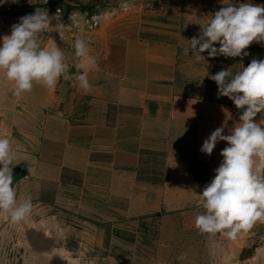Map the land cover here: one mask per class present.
Listing matches in <instances>:
<instances>
[{"label":"crops","instance_id":"1","mask_svg":"<svg viewBox=\"0 0 264 264\" xmlns=\"http://www.w3.org/2000/svg\"><path fill=\"white\" fill-rule=\"evenodd\" d=\"M191 1L205 7L253 3ZM110 16L89 44L98 58L88 73L89 92L74 79L61 78L55 89L40 85L37 93L34 84L35 91L17 98L36 121L16 156L33 183H54L51 203L67 212L106 224L158 221L161 242L190 251L205 245L208 234L195 227L199 194L215 176L227 143L219 141L210 156L200 149L217 127L225 125L229 134L241 110L230 99L215 98L206 85L183 83L184 71L206 70L208 54L199 62L191 51L183 54L200 29L185 22L181 12L136 9ZM79 62H66L69 75L76 74ZM255 120L264 125V118ZM26 129L20 123L19 131ZM147 155L163 157L161 180L168 181L141 180Z\"/></svg>","mask_w":264,"mask_h":264},{"label":"rangeland","instance_id":"2","mask_svg":"<svg viewBox=\"0 0 264 264\" xmlns=\"http://www.w3.org/2000/svg\"><path fill=\"white\" fill-rule=\"evenodd\" d=\"M256 5L264 6V0H253ZM127 5L124 7L123 5ZM46 9L53 17L57 9L64 12L62 25L57 20L50 21V28L40 36L43 46L53 41L64 50L65 62L77 61L75 39L84 37L89 44L102 28L111 20L110 15L118 16L130 10L173 12L183 14L185 22L201 27L211 19V15L221 7H205L193 4L191 0H0V46L2 37L11 34V26L19 18L34 14L36 9ZM87 14L101 16V26L89 31L84 26ZM206 17V18H205ZM203 19L204 21H201ZM200 22V23H199ZM248 56L207 57L206 70L197 66L184 71L183 83L206 85L217 99L218 86L208 78L224 69L233 74L247 67L253 58L264 59V42H253ZM209 59V60H208ZM13 84L0 72V137H7L12 145L15 158L12 164L13 187L16 189L17 202L28 196L32 199V211L21 222L13 223L9 214L0 211V264H224L223 257H231L230 264H264V223L257 224L248 232H242L236 240H229L220 234H208L205 245L202 242L191 246L190 251L175 244H165L158 221L133 223L118 222L106 224L86 215L66 211V207L51 203L55 187L50 182L41 185L33 183L29 170L21 165L20 148L28 143L35 128L30 125L36 118L25 115L28 107L13 95ZM35 85L32 91H35ZM37 85V93L40 91ZM27 106V107H26ZM17 110H23L22 116H15ZM242 111V110H241ZM257 118H264V112ZM20 123L26 126L27 133L19 131ZM163 157L147 155L141 170V177L148 180L162 179ZM2 167V166H0ZM167 236V233H166ZM165 237V236H164ZM248 258L242 260L244 251ZM186 260H179L182 254Z\"/></svg>","mask_w":264,"mask_h":264},{"label":"clouds","instance_id":"3","mask_svg":"<svg viewBox=\"0 0 264 264\" xmlns=\"http://www.w3.org/2000/svg\"><path fill=\"white\" fill-rule=\"evenodd\" d=\"M52 19L57 20V26L62 25L60 9L50 17L46 9L38 8L34 14L20 17L11 26V34L2 37L0 72L13 84V95L17 98L31 92L34 84L55 89L61 78L74 79L85 92L91 90L88 73L98 58L90 54L84 37L75 39L72 47L80 62L75 65L76 74L69 75L64 50L54 41L50 46H43L40 41ZM188 41L183 54L187 56L191 51L197 62L205 61L204 52L210 58L243 59L249 55L245 50L253 42H264V6L251 2L224 5L211 15L198 36ZM208 78L216 82L218 98L228 97L242 111L229 134H224L222 125L202 144L201 152L209 156L219 141H226L227 146L220 152L223 159L214 169L215 176L199 194L202 203L195 216V227L202 234H220L236 240L257 222L264 223V125L255 120L264 112V59L253 58L235 74L222 69ZM256 157L260 160L258 166ZM14 158L10 140L0 137V211L9 214L11 222L19 223L31 213L33 205L30 196L17 202L12 186ZM178 259L186 260L187 254L182 253ZM230 260L228 255L223 257L224 264H230Z\"/></svg>","mask_w":264,"mask_h":264},{"label":"built area","instance_id":"4","mask_svg":"<svg viewBox=\"0 0 264 264\" xmlns=\"http://www.w3.org/2000/svg\"><path fill=\"white\" fill-rule=\"evenodd\" d=\"M60 9V8H59ZM61 10V21L64 20V12L62 9ZM57 13V11H56ZM95 18V19H93ZM84 26L86 27L87 30L89 31H95L100 28L101 26V16H98L96 14L90 15L87 14L84 20Z\"/></svg>","mask_w":264,"mask_h":264},{"label":"trees","instance_id":"5","mask_svg":"<svg viewBox=\"0 0 264 264\" xmlns=\"http://www.w3.org/2000/svg\"><path fill=\"white\" fill-rule=\"evenodd\" d=\"M141 180H148V179H145V178H142L141 177ZM148 181H151V180H148ZM163 181H168V178H164L163 180H152V182H163Z\"/></svg>","mask_w":264,"mask_h":264},{"label":"water","instance_id":"6","mask_svg":"<svg viewBox=\"0 0 264 264\" xmlns=\"http://www.w3.org/2000/svg\"><path fill=\"white\" fill-rule=\"evenodd\" d=\"M248 256H249V253H248L247 250H245L244 253H243V255H242V257H241V259L242 260H245L246 258H248Z\"/></svg>","mask_w":264,"mask_h":264}]
</instances>
